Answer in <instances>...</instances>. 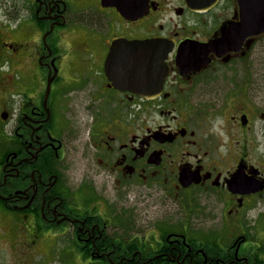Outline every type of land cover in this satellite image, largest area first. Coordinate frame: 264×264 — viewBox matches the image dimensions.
<instances>
[{"label": "flooded vegetation", "instance_id": "af4514ba", "mask_svg": "<svg viewBox=\"0 0 264 264\" xmlns=\"http://www.w3.org/2000/svg\"><path fill=\"white\" fill-rule=\"evenodd\" d=\"M250 11L0 0V113L15 144L0 205L66 237L76 264H264V30L251 32L264 15ZM142 43L168 50L166 69L116 79Z\"/></svg>", "mask_w": 264, "mask_h": 264}, {"label": "rangeland", "instance_id": "374dc122", "mask_svg": "<svg viewBox=\"0 0 264 264\" xmlns=\"http://www.w3.org/2000/svg\"><path fill=\"white\" fill-rule=\"evenodd\" d=\"M17 219L15 213L0 207V264H76L70 257L76 254L63 247L68 239L59 237L57 242L39 238V244H35L30 226L25 227Z\"/></svg>", "mask_w": 264, "mask_h": 264}, {"label": "water", "instance_id": "95a60500", "mask_svg": "<svg viewBox=\"0 0 264 264\" xmlns=\"http://www.w3.org/2000/svg\"><path fill=\"white\" fill-rule=\"evenodd\" d=\"M241 4L250 6V13L252 15H264V0H240ZM254 22V23H253ZM251 32H260V30H264V18L257 20H252ZM228 45H217L210 44L206 47L205 54H208L210 51H219L220 49H225ZM133 51L134 45H133ZM168 50L160 51L157 49V45H153L151 43H142L138 46V53L135 51V55L129 54L127 59H122L117 61L115 67L117 71H113L115 78L121 81L126 80H137L139 77H144L146 75V71L148 70L147 64H154L155 68L160 71H164L166 69L165 59L167 56ZM115 58V51L111 53L109 56L108 64L112 62ZM159 77V76H158ZM137 85L136 83L127 85V88L133 89V86ZM140 94H145L143 92H139ZM183 181V179H182Z\"/></svg>", "mask_w": 264, "mask_h": 264}]
</instances>
